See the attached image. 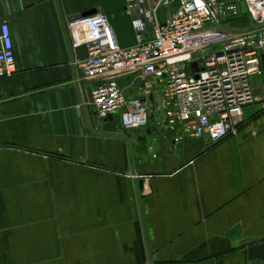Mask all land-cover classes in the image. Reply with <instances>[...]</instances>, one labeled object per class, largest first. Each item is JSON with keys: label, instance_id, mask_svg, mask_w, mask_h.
<instances>
[{"label": "crops", "instance_id": "obj_1", "mask_svg": "<svg viewBox=\"0 0 264 264\" xmlns=\"http://www.w3.org/2000/svg\"><path fill=\"white\" fill-rule=\"evenodd\" d=\"M98 12L135 44L125 0H0L15 54L0 79V264H264L263 102L218 145L98 119L68 28Z\"/></svg>", "mask_w": 264, "mask_h": 264}, {"label": "built area", "instance_id": "obj_2", "mask_svg": "<svg viewBox=\"0 0 264 264\" xmlns=\"http://www.w3.org/2000/svg\"><path fill=\"white\" fill-rule=\"evenodd\" d=\"M125 2L135 33L131 47L119 44L104 12L68 23L73 47L87 49L77 65L85 80L98 83L90 102L98 119L118 118L126 132L153 123L176 131L175 144L206 138L218 145L237 135L245 108L264 104L251 85L263 73L264 0ZM242 19L250 24L235 26ZM14 66L5 22L0 25V79L12 77ZM131 88L136 93L130 95Z\"/></svg>", "mask_w": 264, "mask_h": 264}, {"label": "trees", "instance_id": "obj_3", "mask_svg": "<svg viewBox=\"0 0 264 264\" xmlns=\"http://www.w3.org/2000/svg\"><path fill=\"white\" fill-rule=\"evenodd\" d=\"M250 24V22L246 19H242V20H240L239 22H237L236 24H235V26H240V27H244V26H247V25H249Z\"/></svg>", "mask_w": 264, "mask_h": 264}, {"label": "water", "instance_id": "obj_4", "mask_svg": "<svg viewBox=\"0 0 264 264\" xmlns=\"http://www.w3.org/2000/svg\"><path fill=\"white\" fill-rule=\"evenodd\" d=\"M191 69L193 70V72H198V65L196 63H193L191 65ZM113 117L110 116L109 119H112Z\"/></svg>", "mask_w": 264, "mask_h": 264}]
</instances>
